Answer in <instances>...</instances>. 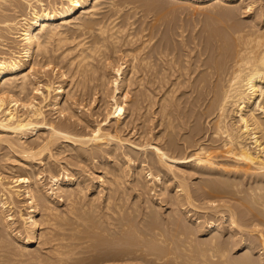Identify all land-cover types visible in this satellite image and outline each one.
<instances>
[{
    "label": "bare ground",
    "instance_id": "1",
    "mask_svg": "<svg viewBox=\"0 0 264 264\" xmlns=\"http://www.w3.org/2000/svg\"><path fill=\"white\" fill-rule=\"evenodd\" d=\"M176 1L178 2L186 1L185 3L188 2L199 7L203 5L204 6L212 5L215 7V5L216 4L218 5L219 2L220 3L225 2L237 6L240 3L242 4L245 0H176ZM47 2H45L44 0H0V38H3V40L1 39L0 41V46L1 48L6 50L5 52L0 50L2 51L0 52V143L1 142L6 143L7 146L5 144L4 145L12 151L8 154L5 153L4 155L6 156L3 155L4 157H6V161H4L3 158L4 163L3 164L0 163V164H2L3 167H6L8 165L7 161H17L20 163L19 164L20 166L21 165L22 167L24 166V169L27 166L26 168H28V171L30 172V173L28 172L29 174L25 176L14 175L13 178L10 176L13 180L7 181L5 180L6 177L2 176V172L0 171L1 172L0 173V225L5 230H7L9 236L12 235L11 237L14 238L12 241L17 242V245L19 243L21 244L22 246L20 248L21 253L25 254L24 251L26 252L29 249V245H31L33 241H35L38 237H43L45 234H47L48 236L46 235L47 236L46 240L45 238H43L45 240L44 242H46L47 244L48 243L51 244V249L54 251L56 255V259L58 260V262H56L57 260L53 259L55 260V263L62 264V261H64L63 256L66 255V253L70 252L72 254L73 252L75 253L86 252L85 250L88 247L87 248L85 247L86 249H84V246L86 245L85 243L88 242V239L90 237L87 236H89L91 232L90 231L88 234L86 230L91 229L93 227L100 228L101 226L104 225V223L105 225L107 223V225L109 226L103 227V230L101 232L103 231L108 232V234L112 236V239L113 237H115L116 240L115 242L114 240H110L114 242V244H112L111 246L109 244L107 246L106 244L107 251L104 252L103 254L101 253V256L102 255L104 256L103 258L99 259L98 257H95L97 260L99 259L100 264H133L134 260L132 262V259H141V261L144 260L145 264H151V263L217 264L215 263L216 260H218L220 264H227V263L228 264L230 263L231 264H264V230H263V226H260L261 224L263 225L264 222L263 221L264 196L262 195L263 192L262 194L260 192L261 189L264 191V187L261 186L262 187L261 188L259 186L258 188V184H257L256 185L257 187L255 186L254 187L255 189L256 188L260 189L259 192L257 191V189H256L257 192H255V190L252 189L251 191L247 189L249 192L248 196L241 197V195H239L240 196L239 197L237 195L240 194V192L238 194L234 193L235 192L234 190L236 189H239L240 191V188H238V183L234 182L235 180L234 179L233 182L237 183L236 185L237 187H235L233 183L232 186L236 188L233 189V191L232 190L220 191L218 189V186L217 187L214 186L215 188L212 187L213 190L211 189L212 191L210 192L206 190L208 189L207 187L204 189V191L201 190L202 193L200 195L204 197V199L212 201L213 199L215 200V198H218L220 202H215L214 204L213 202L212 204L208 202L211 205H208V203H206L207 206L206 205L199 206L193 202V200L195 199L194 197L197 196L198 191L195 192L194 191L195 189L193 190V188H191L192 186L189 184L190 181L188 182L187 178L185 177L187 170H191L194 172H196V170L201 172L208 171L209 173V170L213 169L214 166L213 165L214 159L213 160L210 159L212 158L210 157V155H212L210 154L211 150L209 152L208 148L204 146L203 143H196L198 140L197 141L195 140L196 142L193 141L194 139H197L194 138V136L199 134V126L198 128H194V130L191 131L192 132L191 138H193V140L192 142H189L190 147L191 145L197 146V147L194 146L195 149H193L195 150V153H197L198 155L193 158L194 160L193 164L188 165L187 167L180 165L181 163L183 164L186 162L188 153L185 152L186 150L178 151L175 139L170 137L168 141L165 140L163 143H158L152 146L153 156L151 157V161H150L151 165L148 162H143L144 161L143 159H140L137 167H134V169L132 168L134 180H136V183L141 188H144L146 186L148 179L150 178H155L159 180L160 188L164 193L167 192L166 193L167 196H170L171 198L172 208L169 214L164 215L163 213L159 214L156 211H154V209L151 207L152 206L151 200L150 203L146 205L145 208H143L141 213V219L137 218L134 215H131L132 217L134 216V218L139 219L138 221L135 219L137 222L133 218H131L130 216L131 213L129 214L128 212L130 211L129 207H128V211L126 210L128 214L124 215L122 213L123 212L122 210H124V208L122 207L124 206H122L121 204L122 199L121 196L119 198L118 194L124 193V191L122 189L120 190V188L122 183L124 182L123 175H125L127 172L124 173L125 167L122 166L121 157L131 156L132 159L133 157L131 153L126 151L125 152L122 151L123 152L122 154H120L121 152L118 153L117 150L122 148L124 143H121L122 138L116 134L117 132L114 133L115 131L112 132L113 130L110 131L108 130L109 128L103 129L98 122L94 127H92V129L90 127L89 128L90 130H88V132L85 131L87 127L84 129V125L85 126L88 125L85 123L86 116L85 118H83L82 116L78 115L77 113L78 111L79 114L82 113L80 112L81 110L79 109L78 111L76 110L77 107L81 105V103L76 105L74 101L75 99H78V97L75 98V96L78 95L76 94V92L77 93L79 92V94L80 92H82L83 93L82 97H84L83 95H85L86 98L88 97V95L86 96L87 94L86 88L89 86L90 89L93 88L91 87L90 84L93 82L92 80H94V75H96V73L99 70V66H97L98 63L101 64L102 62L104 63V61L109 57L108 54V50L110 48L109 46H111L110 48L112 49L111 52L114 53L116 52L117 42L118 41L121 42L120 34L124 29H126L124 28L125 26H123L124 24H122L123 27L121 25H117L118 21L117 22L115 21L117 18L114 17L111 19V14L108 17L109 21H105V20L103 21V19L100 20V18H98L97 15H100L99 13L102 10L104 4L103 2L109 4L110 5L109 8L112 7V10H114L115 12L119 11L121 9V6L116 5L114 0H57V1L52 0V2L48 0ZM169 2L171 3V0ZM249 3H251V1ZM229 4L228 6H230ZM150 5H152V3ZM154 5H158V4L155 3ZM172 6L173 5L170 4V8H172ZM22 7H24L23 10ZM161 8L165 9V6ZM167 8L169 11L168 12L166 10L167 13H170L171 9L169 7ZM176 8H177L176 10L178 11L179 9L177 6ZM173 9H175L174 6ZM209 9L212 10L211 8ZM231 9L229 11H231ZM161 12L165 13V10L162 9ZM182 12L183 11H181V13ZM117 14L114 13L115 16ZM154 15L155 17L158 16L155 13ZM224 15L225 13H223L222 16ZM150 16L152 17V15ZM229 17L230 16L228 14V22H230ZM222 18L223 19L219 18L220 21L221 20L226 21L224 17ZM155 19L156 18H154V20ZM157 19H159V17H157ZM171 19L172 18L170 17V20L168 22H170ZM232 20L235 21L237 19H232ZM156 21L158 20H155V22ZM176 21L173 23L172 20L173 24L170 25L169 23L168 27L169 29L172 30L174 34H177L176 36L178 37V39L171 38L170 35V37H165L162 40L158 38L157 40L155 39V35L157 34H155L153 37L151 36L153 39L156 40V41L153 40L154 43H153V49L151 47L152 49L151 53H147V50L149 48L146 50V53H144V50L140 51L141 48L138 51V49L136 50L134 49V47L130 49L131 45L129 49L128 47H126L128 52H127V56L125 55V57L126 59L129 58L128 67H126L127 72L123 73L122 68L125 65L121 68V65L123 64H119L120 66H118L116 70L118 75L113 80L114 82L113 84L115 86L113 91L109 95L110 97L107 96V93L104 91L105 90L104 86L106 82L105 80H107V78H105V80L101 78L99 79L98 84H95L99 87L98 88L99 91L101 90V92L104 95V98L100 97L101 99L103 98L102 100H100L102 101L101 103H107L110 102L109 100H111L110 105L112 107V110H110L107 113L105 120L111 121L112 119H114L116 122H119L122 119V115L127 108L125 109L123 102H119L120 100L118 101L116 98L120 92H124V91L127 92L128 89L130 88L132 89L131 87L132 85L133 86L136 85L138 89L139 87H143L144 90L146 89L145 90L146 93L148 91V93L146 94L147 98L150 97L152 93L150 91L151 88L148 89L147 84L152 86L153 89L155 90L161 88L163 90V87L165 88V86H168L163 91V94H161V96L159 97V100L161 102L159 101L158 103L160 105L159 110L163 113L162 120L164 121L166 120L165 122H167L165 127L168 128V126H170V128L172 129L173 128L172 126L175 125L172 124V121L174 120H172L171 118V111L169 112V109L171 108L170 105H172L173 101L171 100H173V98L170 99L171 94H169V92L173 93L175 89L177 90V88L183 83L191 84V87L197 88L196 90L200 92L199 94L196 92L198 95V102L199 100L201 101L206 100L205 98H207V95L212 93L211 96L212 99L207 104V109L203 112L208 117L211 114L213 115L215 114V116H213V119L214 118L215 119L213 121L214 124L212 123L213 130L211 129L212 130L211 134L214 136V138L218 137L219 139H221L220 143H222L224 152L227 154L228 153L233 154L236 158H238V160L240 159L243 161H247L248 165L250 164L253 170L254 169L257 170L258 172V173L256 172L257 174L264 176L263 175L264 121L263 118L260 116V114L261 115L262 113L264 114V22L263 24H261L260 23L261 21L260 22L257 21L258 23L243 25L246 22L245 23L243 22V24H241L242 22L241 23L236 22L232 24L233 22L232 21L231 24L228 25L229 35L226 34L227 35L226 36L223 33H218L219 31H217L215 27L214 28L208 27L209 29L208 28L206 29L205 28L206 24L203 27V29L206 30L204 31L202 29V31H204V34H202L201 31L198 32L199 30L194 31L196 30L195 28L197 27V24L196 27L194 29L192 28L191 30L190 26L187 25V23L184 24L186 21L184 22L180 21L179 23ZM217 23H223V22H217ZM72 27L76 29L86 28V30L88 31L90 30V32H92L90 34L91 35L93 34V36H91L92 38H90V40L88 37H87L88 40L87 38L85 40V38H82L83 36L85 37V35H87L85 34L79 38V41L76 39L77 42L76 43L74 42L72 46L68 45L69 47L68 46L64 47L65 44L67 43L71 44L72 43L71 41L77 38L74 37V39L71 41L69 39L70 34H68V31ZM141 27L143 28L144 26L142 25ZM159 29H161L160 26ZM189 29L191 31L190 32L191 34L188 36L186 34V31ZM79 31H83V30H79ZM95 31L97 34H95ZM130 32H131L130 30L129 32L127 31L129 42L135 40V37L139 35L136 34V36L135 35L133 36V33L129 35L128 33ZM151 32H153V30L150 31V33ZM168 32L170 33V31ZM125 33L126 31L124 32V34ZM124 34L122 35L123 37L126 36ZM205 34L206 37H204ZM6 35L12 38V41L10 42H14L10 44L12 47L5 46L6 43H4L5 42L4 38ZM123 39H125V37ZM143 39H142V43L148 40L147 38H145L147 40H143ZM149 40L151 41L150 37ZM151 42H149L150 45H148L149 44L148 43L147 46L149 47L152 46ZM145 44L146 42L144 43V45ZM59 49L60 52L58 51ZM56 51L59 52V54H57V56H59L58 58L64 57V59H66V64H65L66 68L63 70L61 68L64 66V64L62 66L58 65L59 62L57 64H54L56 63L55 62L56 55L53 54H55ZM73 51L75 53L70 55L71 53H73ZM204 54L205 55L208 54V56L205 57ZM112 55L113 54H111V56ZM61 61H63V59H61ZM107 61L109 62L108 59ZM95 62L97 63V65ZM51 63L54 64L52 65V70L54 71V75L56 76L58 73L57 76L60 77V80L56 85H54L55 81L51 79H48V81L41 83V80L37 78L38 76L37 72L39 69L38 67L46 68V66ZM105 63L102 66L105 67ZM201 66L202 67L204 66L203 68L204 71L203 70L202 71L205 72V74L204 73H201L200 75L199 73L198 75L195 74L196 71L197 72L201 71L199 69ZM68 71H70V74H68ZM100 71L97 73V75H99ZM124 74L125 77L123 76ZM101 75L103 74H100L99 77ZM104 76L106 77V75ZM123 77H124L123 79L124 81L123 80L121 81L123 82V84L119 85L118 83L120 82L118 79H122ZM122 88L127 90L122 91L121 90ZM98 89L95 88L92 90L95 91ZM124 93L120 95L123 96L125 94L127 95V93L125 94ZM36 94L37 95L39 94V96L41 95V97H39L41 98L39 102L35 101ZM138 94L140 95V93ZM141 94H142L141 97L139 95L135 96V99L137 100L136 104L132 101L135 104L134 105L132 103L133 106L130 107V110H132V112L135 111L140 106L138 104L139 100L141 101L145 100L142 99L144 98L143 96L145 94H143L142 92ZM91 95H89V97ZM94 96L96 95L94 94ZM106 96L109 97L110 99L107 100L108 98ZM137 96L139 98H137ZM84 98H82L81 100H83ZM93 101L95 100H92L91 102L93 103ZM43 102L46 103L44 104ZM41 103L44 105H50L52 109L55 110L54 112H58L60 116L57 119L59 120H56L55 118L52 117L47 118L46 114L48 113H45V110L43 109L44 106ZM175 103L177 104V102ZM201 103L203 104V102ZM132 107L133 109H131ZM85 113L82 114L84 115ZM200 113L201 115L204 116V113L202 112ZM188 116H190V114H188ZM78 125H80L82 129L81 128L78 129L77 128ZM115 129L119 130L118 125ZM164 131L162 133V136H160L161 138L164 137L163 135L165 133ZM8 133L13 134L15 136L14 139L11 136H8L10 135ZM32 134L35 135V137L33 139H29V136ZM78 144L82 145V147H84L83 145H91L90 152L88 153L89 149L87 150V152H85L84 150L86 149L79 148L80 146L78 147L77 146ZM117 144H119L118 145L119 147L117 146ZM1 145L2 144H0V146ZM103 145L106 147H103ZM5 146L4 149L6 148ZM1 148H3V146ZM218 148L219 146H217V149ZM67 150L73 151L72 153L68 152L69 154L68 153L67 154L71 157L70 158L71 160L74 159L73 160L75 161V163L73 162L74 165L77 164L76 161L78 160L80 162L78 164H80L81 166V162L87 164V161H90V159L91 161H93L95 158L99 157L97 164L103 165V168L105 169L103 174L105 175L104 176L98 175V176L100 177L103 176V178H100V180L103 183L106 182L105 187L111 193V195H109L108 193V196L104 198V205H100V202L97 205L98 200L100 201V199L95 195H90V197L88 196L89 194L87 193L91 189L93 184H90V182L86 181L83 177H81L84 174L81 170L78 169V171L75 172L77 173L76 174L77 176L73 177L74 175L73 172L72 175L67 172H64L63 178H60L58 177V175H60L61 171L65 170L66 168L64 164H62L60 168L58 167L59 168L58 170L57 168H55V170L53 169L54 163H51L50 161H48L49 163H51L50 165L48 164V167L46 166L47 163L45 165V162L47 161L46 159L49 160L50 158L51 159L54 158L53 160H55L56 155L58 156L62 153H65ZM105 154H108L110 156L116 155L115 157L117 159H115L116 163H114L115 165L113 164L114 166H112L108 162H105V160H102ZM62 157L60 156V158ZM107 158L109 157L107 156ZM206 158H208L209 161L203 162L202 160ZM65 159L68 158L66 157ZM56 160L59 161L58 159ZM0 161H1V157H0ZM236 163L237 161L235 162V164ZM39 164H43V166L45 165V169L41 168L42 170H39L38 172L36 170H33L34 168L37 169ZM56 165L57 163L55 164V167L59 166ZM82 167L83 166H81L80 168ZM152 167L156 168L155 170L157 172L156 171L153 172ZM237 167L240 168V166L238 165ZM233 168H235L234 165ZM238 168L236 170H238ZM227 170L228 169H226V171ZM46 171H48L47 175L50 176V178L54 181L55 184V187L52 188L51 191L50 190L47 191L46 189H43L44 187L41 178L43 177L42 173ZM228 171H230V169ZM161 173H163L164 175L168 174L170 176V179L171 178L172 180L175 179L177 184L174 185L171 189H168L170 185L168 186L167 183L171 181L165 179V177L163 179L162 176H160ZM56 175L58 178H56ZM206 181L208 180H205L204 182ZM225 183L226 182H224V184ZM23 184H24V189L22 192L21 187L23 186ZM69 185L71 187H69ZM203 185L208 186L207 183L206 184L203 183ZM200 187L203 186L201 185ZM224 188L225 187H223L222 189ZM171 191H173V193H171ZM54 192L55 194L57 193L56 194V198H58L57 201L64 203L65 206H63V209L62 208L60 209L57 203L54 202L52 198L53 196L52 193ZM22 193H24L29 200L28 201L29 210H27L28 211L27 216H24L25 214H23L22 212L23 210H21L20 208H18L17 210L18 216L20 217V219L21 218L23 219L22 221L25 222L27 233L25 232L26 235L23 236L21 234V231H19V229L14 230L12 228L10 220L8 218V214H6L7 206L9 204L14 203V201H16L15 197H20ZM113 194L117 196L114 197ZM226 195L228 196L230 195L229 200L231 199L234 200L229 201L225 199L224 202L223 201L221 202V200H224L222 198H225ZM86 197H88V199H85ZM188 205L197 209L199 208L203 210L209 209L210 212L214 215L219 213V216L220 213L226 211L227 214L224 213L225 214L224 217L225 220L228 222L227 223L228 225L226 224L227 227L222 226L223 224L220 225L216 223L215 225L214 223H212L215 221L214 219L216 218L213 219L214 221L212 222L210 221L211 223L202 226L200 224L201 222H199L200 220L197 221L200 215L196 216L194 220L193 218H190L192 217L189 216L190 215L189 212L191 208H187ZM101 206L102 208L98 210ZM223 207L225 208V210H223ZM40 210L43 211L42 212L43 218H41V220L40 217H38ZM146 211H148L147 212L148 214L149 212L150 214H152L149 215L151 216V219L147 218L148 219L147 221L145 219V215L147 214ZM115 214H120L118 215V217L119 216L120 217L119 218L116 217L117 215L115 216ZM188 217L189 219H187ZM207 218L209 220L210 217ZM211 218H213V216ZM111 219L117 220V222H113L111 221ZM93 220H96L95 223L93 222L91 223V221ZM191 220H193L192 222L193 226L188 225L191 223L190 222ZM42 223L46 224V228L44 230H41V232H39V228H41L40 225ZM113 223L114 225L111 226ZM92 224H94L93 227H90ZM83 228L85 230L84 231L85 234H87L85 235L86 237L84 235L76 236L74 231H72L71 233L69 232L70 235L66 236L67 233L64 232V230L68 229L70 231L75 230L78 234L80 233L81 230L83 232ZM2 230L0 228V234L3 232ZM214 230L215 231L218 230L219 232H221L220 235L222 237H224L226 234H229V237L228 236L225 237L226 238L225 240H223L221 236H218L219 237L218 238L216 236V232L218 231H216L215 234L213 233L212 235H210L212 232H214ZM92 231H94V233L96 232V230L94 229ZM101 232L99 234H101ZM4 233H2V235ZM7 233H5L4 235L6 236ZM94 235L91 234L90 236H94ZM198 236H201L202 239L199 240L200 237ZM197 237L198 239H196ZM68 241L70 242L68 243ZM93 245H92V250H94ZM65 246H68L69 250L73 252L63 251V249L67 248ZM237 247L246 248L247 253H245L242 257L238 259H230L229 251L232 252V249L234 250L235 248H236L235 250H237L238 249ZM149 248L151 250H149ZM97 249L98 248L95 247L96 251ZM16 251H14L15 254V255L13 254L14 256H18L16 255L17 253L20 254V256H23L21 253H19V251H17V253ZM6 252L9 251H7L6 249L4 254H6ZM8 254H6L5 256H8ZM13 255H11L12 259L14 257ZM99 255L97 254V256ZM0 256L4 257L1 254ZM11 256H8V258ZM90 256L91 255L89 256L87 255L88 258ZM87 257L85 258L87 259ZM90 258L92 259V257ZM130 260L132 263L128 262ZM148 261H150V263ZM89 262L88 263L91 264V261ZM38 263L40 262L38 261ZM136 263L138 262H135V264Z\"/></svg>",
    "mask_w": 264,
    "mask_h": 264
},
{
    "label": "rangeland",
    "instance_id": "2",
    "mask_svg": "<svg viewBox=\"0 0 264 264\" xmlns=\"http://www.w3.org/2000/svg\"><path fill=\"white\" fill-rule=\"evenodd\" d=\"M45 2H47L48 0H44ZM49 1H51L52 2V0H49ZM53 1H57V0H53ZM115 1V4L116 5H120L121 6V9L119 10L120 11V14H119V11H117V12H115L114 10H112V7L111 8H109L110 7V5L109 4H107V3H105V2H103L104 4H103V7H102V10H101V12L99 13L100 15H97L98 16V18H100V20L101 19H103V21L105 20V21H109V19H108V17H109V15L111 14V19L112 18H114V17H116L117 19L115 20L116 22H117V25H121L122 26V24H124L123 26H125L124 28H126V29H124L122 32H121V37H120V39H121V42L120 41H118L117 42V48H116V52L114 53V52H111V50L112 49H110L111 48V46H109L110 48H109V50H108V54H109V57L107 58L108 60H109V62L107 61V59L104 61V63L107 61L108 62V64H107V62L105 63V67L104 66H102L104 63L102 62V64L101 63H98V65H97V63H96V65L97 66H99V70H98V72L100 71V73H99V75L100 74H103V75H101V76H103V77H99V75H97V73H96V75H94V80H92L89 84L91 85V87H93L92 89H98L99 87L97 86V85H95V84H98V81H99V79H104L105 80V78H107V80H105L106 82H105V92L107 93V96H109L110 94H111V92L113 91V89H114V82H113V80L115 79V77H117V67L118 66H120L119 64H123V65H121V68L123 69V73H126L127 72V68L126 67H128V60H129V58H127L126 59V57H125V55L127 56V48L126 47H128V49H129V47H130V45H131V48L130 49H132L133 47H134V49H138V51L140 50V48H141V50L140 51H143L144 50V53H146V50H147V53H151V51H152V49H153V40L154 41H156L155 39H157L158 40V38L160 39V40H162V39H164L165 37H170V35H171V38H175V39H178V37L176 36L177 34H174L173 32H172V30L171 29H169V23H170V25H172L176 20V22H180V21H182V22H184V21H186L184 24H186L187 23V25H189L190 26V29L192 30V28L194 29L195 27H196V24H197V27L195 28L196 30H194V31H198V32H200L201 31V33L202 34H204V31L209 27V28H216L217 29V31H219L218 33H223L224 35H229V33H228V25H230L231 24V22H232V24L233 23H241V24H243V22L245 23V24H243V25H250V24H253V23H258V22H260L261 24H263V22H264V12H263V10H264V0H245L242 4L240 3L239 5H234V4H229V3H225V2H222V3H220L219 2V4L217 5H215V7L214 6H212V5H203V6H196V5H194V4H191V3H185L186 1H180V2H178V1H176V0H171V3L169 2L170 0H165V2H167V3H165L164 2V0H135V2H134V0H132V2H131V0H114ZM120 1V2H119ZM125 1V2H124ZM127 1V2H126ZM148 1V2H147ZM157 1V2H156ZM174 1V2H173ZM176 1V2H175ZM251 1V3H249V2ZM122 2H124V3H122ZM137 2V3H136ZM144 4H143V3ZM153 2H155L156 4H158V5H154L155 3H153ZM161 2H162V4H161ZM163 2H164V5H163ZM253 2V3H252ZM48 3V2H47ZM152 3V5H150ZM171 5H173L174 6V8L175 9H173V6H172V8H170V4ZM175 3V4H174ZM177 3V4H176ZM248 3V4H247ZM122 4V5H121ZM127 4V5H126ZM145 4H147V5H145ZM161 4V5H160ZM179 4H181V5H179ZM184 6H183V5ZM227 4V5H226ZM228 4L230 5V6H228ZM250 4V5H249ZM253 4V5H252ZM107 5V6H106ZM109 5V6H108ZM138 5V6H137ZM141 5H142V7H141ZM167 5V6H166ZM134 6H136V7H134ZM151 6V7H150ZM156 6H158V7H156ZM160 6V7H159ZM165 6V9L164 8H161V7H164ZM176 6L178 7V11L176 10L177 8H176ZM210 6V7H209ZM212 6V7H211ZM216 6H218V7H216ZM221 6V7H220ZM228 6V7H227ZM231 6H232V9H231ZM234 6V7H233ZM248 6V7H247ZM144 7V8H143ZM167 7H169L171 10V12L170 13H167V11H168V8ZM181 7V8H180ZM226 7V8H225ZM105 8V9H104ZM123 8V9H122ZM136 8V9H135ZM141 8V9H140ZM167 8V9H166ZM209 8H211L212 10H210ZM224 8V9H223ZM231 9V11H229L230 9ZM24 9V7H22V10ZM108 9V10H107ZM151 9V10H150ZM153 9V10H152ZM155 9H157V10H155ZM162 9L163 10H165V13H162L161 11H162ZM228 9V10H227ZM260 9H261V11H260ZM123 10V11H122ZM125 10V11H124ZM128 10V11H127ZM130 10V11H129ZM150 10V11H149ZM167 10V11H166ZM173 10V11H172ZM223 10V11H222ZM227 10V11H226ZM233 10V11H232ZM103 11V12H102ZM136 11V12H135ZM156 14V15H158V16H156L155 17V15H154V13ZM181 11H183L182 13H181ZM209 11V12H208ZM217 11H218V13L219 12H221V13H217ZM224 11H226V12H224ZM230 13H229V12ZM145 12V13H144ZM151 12V13H150ZM159 12V13H158ZM169 12V11H168ZM232 12V13H231ZM261 12V13H260ZM263 12V13H262ZM114 13L115 14H117L116 16L114 15ZM215 13H217V14H215ZM223 13H225V15H226V18H225V15L224 16H222L223 15ZM227 13V14H226ZM103 14V15H102ZM141 14H143V15H141ZM145 14V15H144ZM162 14V15H161ZM165 14V15H164ZM168 14V15H167ZM175 14V15H174ZM177 14V15H176ZM214 14V15H213ZM220 14H221V16H220ZM228 14H229V21L230 22H228ZM234 15V16H232V15ZM102 15V16H101ZM146 15H147V17H146ZM149 15V16H148ZM150 15H152V17L150 16ZM161 15V16H160ZM174 15V16H173ZM217 15H218V17H217ZM125 16V17H124ZM165 16H167V17H165ZM169 16V17H168ZM212 16V17H211ZM215 16V17H214ZM105 17V18H104ZM122 17V18H121ZM124 17V18H123ZM126 17H129V18H126ZM157 17H159V19H157ZM162 17V18H161ZM170 17L172 18L171 19V21L170 22H168L169 20H170ZM176 17H177V19H176ZM222 17H224V19H226V21L225 20H221L220 21V19H223ZM233 17V18H232ZM151 20H150V19ZM154 18H156L155 20H158L160 23H163V24H160L158 21H156L155 22V20H154ZM161 18V19H160ZM164 18V19H163ZM174 18V19H173ZM213 18V19H212ZM215 18V19H214ZM220 18V19H219ZM237 19V20H232V19ZM180 19V20H179ZM182 19V20H181ZM219 19V20H218ZM161 20V21H160ZM172 20H173V23H172ZM179 20V21H178ZM214 20H216V21H214ZM239 20H241V21H239ZM251 20H252V22H251ZM153 21V22H152ZM208 21V22H207ZM215 23H214V22ZM256 21V22H255ZM258 21V22H257ZM120 22V23H119ZM148 22V23H147ZM152 22V23H151ZM206 22V23H205ZM217 22H223V23H217ZM228 22V23H227ZM158 23V24H157ZM189 23V24H188ZM214 23V24H213ZM224 23H226V24H224ZM248 23V24H247ZM154 24V25H153ZM160 24V25H159ZM207 25V27H206V25ZM209 24H211V25H209ZM218 24V25H217ZM131 25V26H130ZM144 26L143 28L141 27V26ZM150 25V26H149ZM162 25H163V27H162ZM204 25H205V28L206 29H203V27H204ZM122 26V27H123ZM152 26V27H151ZM155 28H154V27ZM158 26V27H157ZM159 26H160V28L161 29H159ZM188 26V27H189ZM218 26V27H217ZM221 26V27H220ZM227 26V27H226ZM149 27V28H148ZM225 27H226V29H225ZM146 28V29H145ZM152 28H154V29H152ZM208 28V29H209ZM75 29L76 28H74V27H72V28H70L69 29V31H68V34H70L69 35V39H70V41L71 40H73L74 39V37H77V38H75L73 41H71L72 43L70 44V43H67V44H65L64 45V47L66 46H72L73 44H74V42L76 43L77 42V40L79 41V38L80 37H82L83 35H85V34H87V35H85V37L83 36L82 38H85V40H86V38L88 37L89 38V40H90V38H92L91 36H93V34L91 35L90 33H92V32H90V30L88 31V30H86V28L85 29H76V31H75ZM131 31L130 33H128L129 35L130 34H132L133 33V36L135 35L136 36V34H139L140 35V37H139V35H137L136 37H135V40H133V41H128V36H127V31L129 32V30ZM132 29V30H131ZM150 29V30H149ZM153 30V32H151V33H153V34H151L150 33V31H152ZM158 31H157V30ZM190 29L189 30H187L186 31V34L189 36L191 33V31H190ZM202 29L204 30V31H202ZM71 30V31H70ZM79 30H83V31H79ZM139 30V31H138ZM141 30H142V32H141ZM161 30V31H160ZM221 30H222V32H221ZM73 31V32H72ZM85 31V32H84ZM126 31V33L124 34V32ZM146 33H145V32ZM168 31H170V33L168 32ZM224 31V32H223ZM70 32V33H69ZM84 32V33H83ZM88 32V33H87ZM157 32H159V33H157ZM163 32V33H162ZM168 32V33H167ZM172 32V33H171ZM188 32V33H187ZM141 33H142V35H141ZM72 34V35H71ZM95 34H97L96 33V31H95ZM126 35V36H124L125 37V39H123L124 37L122 36V35ZM155 34H157V35H155ZM168 34H169V36H168ZM145 35V36H144ZM155 35V39H153L152 37ZM226 35V36H227ZM72 36V37H71ZM152 36V37H151ZM156 36H157V38H156ZM173 36V37H172ZM175 36V37H174ZM208 36V35H207ZM71 37V38H70ZM127 37V38H126ZM142 37V38H141ZM147 38V39H145V38ZM149 37L151 38V41L149 40ZM162 37V38H161ZM204 37H206V34L204 35ZM10 38V39H9ZM88 38H87V40H88ZM144 38V39H143ZM1 39L3 40V38H0V41H1ZM5 42L4 43H6V45L5 46H7V47H12L10 44H12V43H14V42H10V41H12V38L10 37V36H5ZM77 39V40H76ZM140 39V40H139ZM142 39L143 40H147V41H145L146 42V44L144 45V43L145 42H143L142 43ZM81 40V39H80ZM125 41V42H124ZM139 41V42H138ZM124 42V43H123ZM129 42V43H128ZM149 42H151L152 44V46H147V44L149 43ZM132 43H133V46H132ZM136 43H137V45H136ZM8 44V45H7ZM119 44V45H118ZM140 44V45H139ZM142 44V45H141ZM10 45V46H9ZM136 47H135V46ZM148 45H150V43L148 44ZM68 46V47H69ZM125 46V47H124ZM139 46V47H138ZM141 46V47H140ZM144 46H145V48H144ZM120 47V48H119ZM151 47H152V49H151ZM142 48H144V49H142ZM118 49V50H117ZM120 49V50H119ZM123 49H124V51H123ZM126 49V50H125ZM0 50H2L3 52H5L6 50L5 49H3V48H1V46H0ZM122 50V51H121ZM2 51H0V52H2ZM59 52H60V49L58 50ZM118 51V52H117ZM148 51H150V52H148ZM59 52H57L56 51V53L55 54H53V55H56L55 57V62L56 63H54V64H57L58 62V65L59 66H62L63 64H64V68L62 67L61 69L63 70V69H65L66 67H65V64H66V59H64V57L62 58V57H60V58H58L59 56H57V54H59ZM136 52V51H135ZM209 52V51H208ZM75 52L73 51V53H71L70 55H72V54H74ZM118 53V54H117ZM111 54H113L112 56H111ZM205 55V54H204ZM204 55H203V58H204ZM208 56V54H206L205 55V57H207ZM129 57V56H128ZM58 58V59H57ZM67 58V57H66ZM61 59H63V61H61ZM124 61H126V62H124ZM53 63H51V64H49V65H47L46 66V68L44 67V68H40V67H38L39 69H38V72H37V74H38V76H37V78L38 79H40L41 80V83H44V82H46V81H48V79H51V80H53V81H55L54 82V85H56L58 82H59V80H60V77L59 76H57L58 75V73H57V75L55 76L54 75V71L52 70V65H54ZM102 67V69H101V67ZM107 66V67H106ZM126 68V69H125ZM204 66L202 67H200L199 69L201 70V71H199V72H195V74H197L198 75V73H199V75L201 74V73H204L205 74V72H203L204 71ZM125 69V70H124ZM52 70V71H51ZM203 70V71H202ZM103 71V72H102ZM52 72V73H51ZM68 74H70V71H68ZM195 74H194V76H195ZM203 74V75H204ZM55 77H54V76ZM104 75H106V77L104 76ZM196 75V76H197ZM96 76V77H95ZM98 76V77H97ZM124 77H125V74L123 75ZM149 76H151V75H149ZM148 76V77H149ZM124 77L122 78V79H118L119 80V82L120 83H118L119 85H122L123 84V82H121L123 79H124ZM150 78V77H149ZM67 80V79H66ZM97 80V81H96ZM108 81V82H107ZM112 81V82H111ZM124 81V80H123ZM195 83V82H194ZM31 86H33V85H31ZM69 86V85H68ZM88 86V85H87ZM96 86V87H95ZM70 87V86H69ZM95 87V88H94ZM108 87V88H107ZM132 87V89L130 88V89H128V91L129 90H131V91H127V92H125L124 90H127V89H124V88H122L121 90L122 91H124L125 93H127V95L124 93V92H120L118 95H117V100L119 101V102H123V105L125 106L124 108L126 109L125 111H124V113H123V115H122V119L119 121V122H116L114 119H112L111 121H107V120H105V118H106V116H107V113L110 111V110H112V107H111V100H109L110 98V96L109 97H107L108 99L107 100H109L110 102H107V103H101L102 101H100V100H102L103 98H104V95H103V93L101 92V90L99 91V89L98 90H92V89H90V86L89 87H87L86 88V92H87V94H86V96L88 95V99L85 97V95H83L84 97H82V92H80V94H79V92L77 93L76 92V94H78V95H74L75 96V98L76 97H78V99H80V100H78V99H75V98H73V99H75L74 101H75V104L77 105V104H79V103H81V105H79L78 107H80V108H78L77 107V111H78V109L79 110H81L80 112H82V113H85L84 115L82 114V113H80L79 114V111L77 112L78 113V115L79 116H82L83 118H85V116H86V120H85V123L86 124H88L89 125V127H88V125H84V129H85V131H87L88 132V130H90L89 128L91 127V129H92V127H94L96 124H97V122L101 125V127L103 128V129H108V130H110V131H112V132H114V133H116L118 136H120L121 138H122V141H121V143H124V145H123V147L122 148H120V149H118L117 151H118V153H120V154H122L123 152L122 151H126V152H129V153H131V155H132V157H133V159L131 158V156L129 157V156H127V157H125V156H123V157H121L122 159H121V161H122V166L123 167H125L124 168V173H126L125 175H123V180H124V182L122 183V185H121V188H120V190L122 189L123 191H124V193L122 194H118V196H119V198H120V196H121V204H122V206H124V207H122V208H124V210H122L121 212L125 215V214H128V212H129V214H130V216L131 215H134V216H136L137 218H139V219H141V213H142V210H143V208H145L146 207V205H148L149 203H150V200L152 201V208L154 209V211H156L157 213H163L164 215H168L169 214V212H170V210H171V208H172V205H171V198H170V196H167V192L166 193H164L163 191H162V189L160 188V185H159V180L158 179H155V178H150V179H148V182H147V184H146V186L144 187V188H141L140 186H138V184L136 183V180H134V175H133V169H134V167H137V165L139 164V160L140 159H143L144 161L143 162H148L150 165H151V163H150V161H151V157L153 156V148H152V146H154V145H156V144H158V143H163L165 140H167L168 141V139L170 138V137H172L173 139H175V142H176V144H177V150L178 151H182V150H186L185 152H187L188 153V157H187V160H186V162L185 163H181L180 165H182V166H185V167H187L188 165H191V164H193V158L195 157V156H198L197 155V153H195V150H193V149H195V147H197L196 145H191V147L189 146V142H192V140H193V138H191V134H192V130H194V128H198V126H199V134H197L196 136H194V138H197V139H194L193 141H195L196 143H203V145L204 146H206L207 148H208V150H209V152H210V150H211V153L210 154H212V155H210V157H212V158H210V157H208V158H210L211 160H213V169H211V170H209V173H208V171H203V172H201V171H198V170H196V172H194V171H191V170H187V172H186V174H185V177L187 178V180H188V182H189V184L192 186L191 188H193V190L195 191V192H197V196L196 197H194L195 199L193 200V202L194 203H196L197 205H206V203H208V202H210L211 204H212V202H213V204L215 203V202H220L219 200H218V198H215V200L213 199H211L212 201H209V200H207V199H204V197H202L200 194L202 193V191H204V189L207 187L208 189H206L207 191H212L213 190V188L212 187H217L218 186V189L220 190V191H227V190H232L233 191V189H236L235 187H237L236 185H237V183H238V188H240V191H239V189H236L237 190V192H236V190H234L235 192V194L237 193H239L240 192V194H238L237 196H239V195H241V197L243 196V197H245V196H248V190L249 191H251V189L252 190H255V192H259L260 191V189H258L259 188V186L261 187H264V176H262V175H260V174H257L258 172H257V170L256 169H252V166L249 164L248 165V162L247 161H243V160H238V158H236L233 154H227V153H225L224 152V148L222 147V143H220L221 142V139H219L218 137H215L214 138V136L211 134L212 132V130H213V125H212V123L214 124V119H213V116H215V114L213 115V114H211L209 117L207 116V115H205V113L203 112V111H205L206 109H207V104L211 101V99H212V93H210V94H208L207 95V98H205L206 100H204V101H201V100H199V102H198V95H197V93L199 94L200 92L199 91H197L196 89L197 88H193V87H191V84H188V83H183L182 85H180L178 88H177V90L175 89V91L173 92V93H170L169 92V94H171L170 95V99H172L173 98V100H171V101H173L172 102V105H170V109H169V112L171 111V118H172V120H174V121H172V124L173 125H175V126H172L173 128L171 129L170 128V126H168V128L167 127H165L166 126V123L167 122H165L164 120H162V118H163V113L159 110V108H160V105H159V97L161 96V94H163V91L168 87V86H165V88L163 87V90H162V88L161 89H153V87L152 86H150L149 84H147V87H148V89H150V91L152 92L151 93V98L150 97H148L147 98V96H146V94L148 93V91H147V93H146V89L144 90L143 89V87H139V89L136 87V85H132L131 86ZM134 87V88H133ZM67 88V87H66ZM90 90H89V89ZM112 89V90H111ZM152 89H153V91H152ZM193 89H195V90H193ZM88 91H90V92H88ZM93 92V94H92V92ZM99 93H98V92ZM107 91H109V92H107ZM158 91H160V92H158ZM162 91V92H161ZM202 91V90H201ZM96 92H97V94H96ZM132 92V93H131ZM141 92L143 93V94H145L143 97L144 98H142V99H145L143 102L141 101V100H139V105H137V106H139L135 111H133L132 112V110H130V107L131 106H133L132 105V103L134 102L135 104H136V99H135V96L136 95H139L138 93H140V97L142 96V94H141ZM145 92V93H144ZM197 92V93H196ZM203 92V91H202ZM101 93H102V95H101ZM125 94L124 96L123 95H120V94ZM204 93V92H203ZM92 94V95H91ZM94 94L96 95V96H94ZM129 94V95H128ZM153 94H155V95H153ZM157 94V95H156ZM174 94V95H173ZM80 95V96H79ZM89 95H91L90 97H89ZM38 96V97H37ZM73 96V97H74ZM121 96V97H120ZM132 96V97H131ZM156 96H157V98H156ZM39 97H41V95L39 96V94L37 95L36 94V98H35V101L36 102H39L40 100H41V98H39ZM80 97V98H79ZM94 97H96V98H94ZM99 97V98H98ZM100 97H103L102 99L100 98ZM146 97V98H145ZM197 97V98H196ZM82 98H84L83 100H81ZM131 98V99H130ZM137 98H139L138 96H137ZM95 100V101H93V103L91 102L92 100ZM155 99V100H154ZM195 99H197V100H195ZM135 100V101H134ZM148 100V101H147ZM153 100V101H152ZM196 102H195V101ZM100 101V102H99ZM130 101V102H129ZM133 101V102H132ZM150 101H152V102H150ZM195 102V104H194V102ZM78 102V103H77ZM90 102V103H89ZM125 102V103H124ZM150 102V103H149ZM155 102H157V103H155ZM161 102V101H160ZM175 102H177V104L175 103ZM198 102V103H197ZM201 102H203V104L201 103ZM44 103V102H43ZM46 103V102H45ZM44 103V104H45ZM133 103V104H134ZM42 104V103H41ZM44 104H42L44 107H43V109L45 110V113H48V114H46L47 115V118L49 117H52V118H55L56 120H59V119H57L60 115H59V113L58 112H54L55 110L54 109H52V107L50 106V105H44ZM100 104H101V106H100ZM106 104V105H105ZM134 104V105H135ZM148 104V105H147ZM199 105V106H198ZM150 106V107H149ZM198 106V107H197ZM141 107V108H140ZM140 108V109H139ZM131 109H133V107L131 108ZM24 110V109H23ZM129 110H130V112H129ZM200 110V111H199ZM160 111V112H159ZM186 112V113H185ZM195 112V113H194ZM200 112H202V113H204V116L203 115H201V113ZM260 112V111H259ZM130 113V114H129ZM180 113V114H179ZM183 113V114H182ZM190 114V116H188V114ZM89 114V115H88ZM185 114V115H184ZM201 116H200V115ZM175 115V116H174ZM181 115L182 117H183V119H182V117L179 116ZM187 115V116H186ZM191 115H193V116H191ZM195 115V116H194ZM198 115V116H197ZM126 116H128V117H126ZM131 116V117H130ZM173 116V117H172ZM185 116V117H184ZM260 116L263 118V121H264V114L262 113V115L260 114ZM89 117V118H88ZM124 117H126V118H124ZM189 117V118H188ZM197 118H199V119H197ZM88 119V120H87ZM87 121V122H86ZM185 121V122H184ZM89 122V123H88ZM160 122V123H159ZM163 122V123H162ZM165 122V123H164ZM174 122V123H173ZM198 122V123H197ZM95 123V124H94ZM195 123H197V124H195ZM117 125H118V128H119V130H116L115 128L117 127ZM196 125V126H195ZM211 125V126H210ZM82 126V125H81ZM192 126H194V127H192ZM201 126V127H200ZM83 127V126H82ZM209 127V128H208ZM212 127V128H211ZM78 129L79 128H81L80 127V125H78V127H77ZM208 128V129H207ZM82 129V128H81ZM83 129V130H84ZM168 129V130H167ZM173 130V131H171V130ZM212 129V130H211ZM165 130V131H164ZM200 130H202V131H200ZM208 130V131H207ZM163 131L165 132L163 135H164V137L163 138H161L160 136H162V133H163ZM206 131V132H205ZM201 132V133H200ZM205 132V133H204ZM208 133H210V134H208ZM8 134H10V135H8V136H11L13 139H14V135L13 134H11V133H8ZM46 134V133H45ZM44 134V135H45ZM206 135V136H205ZM212 135V136H211ZM35 137V135H30L29 136V139H33ZM210 137V138H209ZM190 138V139H189ZM213 140H212V139ZM218 138V139H217ZM184 139V140H183ZM191 140V141H190ZM185 142V143H184ZM188 142V143H187ZM0 144H2L1 146H0V157H1V161H0V163H4V161H6V157H4V156H6V155H4L5 153L6 154H8V153H10V152H12L8 147H6L7 145H6V143H0ZM6 146H5V145ZM112 145H114V144H112ZM111 145V146H112ZM119 144H117V146H118ZM184 145V146H183ZM3 146V148H1ZM4 146L6 147L5 149H4ZM79 148H81V149H86V150H84L85 152H87V150L89 149V151H88V153L90 152V150H91V145H83L84 147H82V145H77ZM88 148H87V147ZM186 146H187V148H186ZM189 146V147H188ZM195 146V147H194ZM217 146H219V148L217 149ZM103 147H106V146H104L103 145ZM119 147V146H118ZM179 147V148H178ZM182 148V149H181ZM185 148V149H184ZM210 148V149H209ZM215 148V149H214ZM220 148H222V149H220ZM7 149H9V150H7ZM7 150V151H6ZM213 150V151H212ZM222 150H223V152H222ZM9 151V152H8ZM71 150H67L65 153H62V154H60V155H56L55 156V160H53V159H46L47 161L45 162V165H46V163H47V167H48V164L50 165L51 163H54V167H53V169L55 170V168H57V170L62 166V164H64L65 166H66V168H65V170H63V171H61V174L60 175H58V177H60V178H63V173L64 172H67V173H69V174H73L74 173V175H73V177L74 176H77L76 174L77 173H75L76 171H78V169L79 170H81L84 174H83V176H81V177H83L86 181H88V182H90V184H93L92 185V187H91V189L88 191V193L87 194H89L88 196L90 197V195H95L96 197H98L99 199H100V201L98 200V203H97V205L99 204V202H100V205H104V198L106 197V196H108V193H109V195H111V193L107 190V188L105 187L106 186V182H102L101 180H100V178H103V176L105 175V174H103L104 173V171H105V169L103 168V165H98L97 164V162H98V158H95L93 161H91V159H90V161H87V164H85L84 162H81V166H83L82 168H80L81 166H80V164H78V163H80L79 162V160L78 161H76V163L77 164H75L74 165V163H75V161H73L74 159H70L71 157L68 155L69 153H72L73 151H71ZM221 151V152H220ZM69 152V153H68ZM220 152V153H219ZM68 153V154H67ZM16 154V153H15ZM65 154V155H64ZM216 156H215V155ZM4 155V156H3ZM109 157V158H107V156ZM227 155V156H226ZM60 156L62 157V158H60ZM116 156V155H115ZM114 155H112V156H110V155H108V154H105V156L103 157V159L102 160H105V162H108L109 164H111L112 166H114L115 164L114 163H116V161H115V159H117L116 157H115ZM233 156H234V158H233ZM68 158V159H65V158ZM118 157V156H117ZM214 157V158H213ZM3 158H4V161H3ZM208 158H206V159H204V160H202L203 162H206V161H209V159ZM233 158V159H232ZM56 159H58L59 161H57ZM71 160V162H70V160ZM135 159V160H134ZM53 160V161H52ZM67 160V161H66ZM69 160V161H68ZM127 160V161H126ZM45 161V160H44ZM43 161V162H44ZM48 161H50L51 163H49ZM55 161H56V163H57V165H59V166H57V167H55ZM62 161V162H61ZM65 161V162H64ZM216 161H217V163H216ZM237 161V165L238 166H240V168H238L237 167V165L235 164V162ZM8 162V165L6 166V167H3V165L2 164H0V171L2 172V176H5L6 178L7 177H9V178H5V180H7V181H11V180H13L12 178H13V176L15 175H22V176H25V175H27V174H29L30 172L28 171V168H26L25 167V169H24V166L22 167V165L20 166L19 164V162H17V161H7ZM59 162V163H58ZM74 162V163H73ZM142 162V163H143ZM244 162V163H243ZM66 163V164H65ZM83 163V164H82ZM93 163V164H92ZM97 165H96V164ZM246 163V164H245ZM61 164V165H60ZM68 164V165H67ZM70 164H71V166H70ZM85 164V165H84ZM114 164V165H113ZM45 165L43 166V164H39L38 165V167H37V169L38 168H40V169H33V170H36L37 172L39 171V170H42V169H45ZM63 165V166H64ZM79 165V166H78ZM233 165H234V167L235 168H233ZM2 166V167H1ZM95 166V167H94ZM98 166V167H97ZM248 166V167H247ZM46 167V168H47ZM59 167V168H58ZM130 167V168H129ZM215 167V168H214ZM238 168V170H236L237 168ZM42 168V169H41ZM133 168V169H132ZM153 168V172H155L156 170V168H154V167H152ZM222 168H223V170H222ZM232 168V169H231ZM83 169V170H82ZM226 169H230V171H226ZM234 169V170H233ZM220 171V173H219V171ZM232 170V171H231ZM27 171V172H26ZM222 171V172H221ZM223 171H224V173H223ZM237 171V172H236ZM0 172V173H1ZM29 172V173H28ZM73 172V173H72ZM157 172V171H156ZM216 172V173H215ZM241 172V173H240ZM257 172V173H256ZM245 173V174H244ZM4 174H6V175H4ZM43 174V177L41 178V180H42V184H43V189H46L47 191H51L52 190V188H54L55 187V184H54V181L50 178V176H48L47 174H48V171H46V172H44V173H42ZM41 174V175H42ZM8 175V176H7ZM98 175H103L102 177H100V176H98ZM263 175H264V173H263ZM12 178H11V177ZM125 176V177H124ZM160 176H162V178L164 179V177H165V179H168V180H170L171 182H169V183H167L168 184V189H171L174 185H176L177 184V182L175 181V179H173L172 180V178L170 179V176L167 174H163V173H161L160 174ZM168 176V177H167ZM257 176V177H256ZM57 177V175H56V178H58ZM167 177V178H166ZM258 177H260V178H258ZM194 179V180H193ZM235 179V180H234ZM237 179V180H236ZM205 180H208V181H206V182H204ZM227 180V181H226ZM229 180H230V182H229ZM233 180H234V182H237V183H234L233 182ZM260 180V181H259ZM175 181V182H174ZM213 181V182H212ZM226 182L225 184H224V182ZM261 181H263V182H261ZM93 182V183H92ZM196 182V183H195ZM209 182H210V185H209ZM229 184H231V185H229ZM171 183V184H170ZM203 183H207V185L208 186H205V185H203ZM220 183H223V184H220ZM234 183V186H232V184ZM263 183V184H262ZM99 184V185H98ZM101 184H102V186H101ZM199 184V185H198ZM216 184V185H215ZM220 184V185H219ZM258 184V188H256L257 189V191H256V189H255V187H257L256 185ZM261 184V185H260ZM196 185H198V186H196ZM203 186V187H200V186ZM213 185V186H212ZM221 185H222V187H221ZM225 185V186H224ZM227 185H229V186H227ZM219 186H220V188H219ZM255 186V187H254ZM69 187H71L70 185H69ZM214 187V188H215ZM223 187H225L224 189H222ZM232 187H234V188H232ZM249 187H251V188H249ZM261 187V188H262ZM50 188V189H49ZM210 188V189H209ZM227 188V189H226ZM229 188V189H228ZM21 189H22V192H23V189H24V184H23V186L21 187ZM197 189V190H196ZM212 189V190H211ZM248 189V190H247ZM202 190V191H201ZM242 191V192H241ZM246 194H245V193ZM261 194H262V192H263V196H264V191L261 189ZM171 193H173V191H171ZM57 194V193H56ZM56 194H55V192L54 193H52V198H53V200H54V202L55 203H57V205H58V207H60V209L62 208L63 209V206H65L64 205V203L63 202H59V201H57V199L58 198H56ZM114 195V197L115 196H117V195H115V194H113ZM112 195V196H113ZM230 196V195H229ZM229 196L228 195H226V197L225 198H222V199H224V200H221V198H220V200H221V202L223 201H225V199L226 200H229ZM240 197V196H239ZM17 198V199H16ZM264 198V197H263ZM56 199V200H55ZM85 199H88V197H86ZM15 200L16 201H14V203H12V204H9L8 206H7V208H6V214H8V218H9V220H10V223H11V226H12V228L14 229V230H18L19 229V231H21V234H22V236L23 235H26V227H25V222L24 221H22L23 219L21 218L20 219V217L18 216V208H20L21 210H23L22 212H23V214H25L24 216H27V210H29V200H28V198L26 197V195L24 194V193H22L21 194V196L20 197H15ZM234 199H231V200H229V201H233ZM57 201V202H56ZM59 202V203H58ZM263 202H264V199H263ZM103 203V204H102ZM211 204H209L208 203V205H211ZM99 205V206H100ZM187 205V204H186ZM185 205V206H186ZM257 205V204H256ZM207 206V205H206ZM128 207H129V210L130 211H128ZM102 208V206L98 209V210H100ZM132 208V209H131ZM187 208H191V210H190V212H189V216H192V217H190V218H193V220H194V218L196 217V216H198V215H200L199 217H198V219H197V221H199V222H201L200 224L202 225V226H205V225H207V224H209V223H211L212 221H214V222H212V223H214L215 225H216V223L217 224H220V225H222V226H225V227H227V221L225 220V217H224V215L225 214H227V212L226 211H224V212H222V213H220V216H219V213H217L216 215H214V214H212L211 212H210V210L209 209H197V208H193V207H191V206H189L188 205V207ZM126 210L128 211V212H126ZM208 210V211H207ZM223 210H225V208L223 207ZM132 211V212H131ZM42 210H40V213H39V215H38V217H40V220H41V218H43V216H42ZM148 211H146V213H147ZM194 212V213H193ZM225 213V214H224ZM122 214V215H123ZM209 214V215H208ZM212 214V215H211ZM117 215V216H116ZM118 215H120V214H115V216L116 217H118ZM146 215H148V216H146ZM145 215V219H146V221L148 220V219H151V216H149V215H152V214H150V212H149V214L147 213ZM187 215H188V213H187ZM263 215H264V207H263ZM134 216L132 217L131 216V218H133L134 220L136 219L137 221L139 220V219H137V218H134ZM206 216V217H205ZM213 216V218H211ZM218 216V217H217ZM120 217V216H119ZM118 217V218H119ZM207 217H210L209 218V220H208V218ZM264 217V216H263ZM148 218V219H147ZM205 218V219H204ZM207 218V219H206ZM214 218H216V219H214ZM224 220H223V219ZM94 219V218H93ZM117 219V218H116ZM187 219H189V217L187 218ZM212 219V220H211ZM214 219V220H213ZM135 220V221H136ZM193 220H191L190 222V224H188V225H192L193 226V224H192V222H193ZM204 220H206V221H204ZM95 221L96 220H93V221H91V223L93 222V223H95ZM111 221H113V222H117V220H112L111 219ZM134 221V222H135ZM136 221V222H137ZM203 221V222H202ZM211 221V222H210ZM223 221V222H222ZM264 221V220H263ZM226 222V223H225ZM24 223V224H23ZM91 223H89V224H91ZM204 223V224H203ZM227 224V225H226ZM93 225L94 224H92L90 227H93ZM114 225V223L111 225V226H113ZM107 227V226H109V225H107V223H106V225H105V223H104V225L103 226H101L100 228H98V227H96V228H98V229H96L95 227H93V228H91V229H88V230H86L87 232H88V234H89V232H90V234H89V236H87V237H90L89 239H91V240H89L88 239V242H86L85 244V246H84V249H86L87 247V249L85 250L86 252L84 253H82V252H78V253H75V252H73V251H71V250H69V248H68V246H65V247H67V248H65V249H63V251H71V252H73V253H75V254H77V255H75V254H71L70 252H68V253H66V255H64L63 256V260L64 261H62V264L64 263V262H66V263H64V264H89L90 262L89 261H91V264H94V263H96V264H100V262H99V259H101V258H103L104 256L102 255L101 256V253L103 254L104 252H106L107 250V246H108V244L111 246L112 244H114V242H115V237H113V239H112V236L111 235H109L108 234V232H101L102 230H103V227ZM260 226H263V230H264V222H263V225L261 224ZM259 226V227H260ZM15 227V228H14ZM24 227V228H23ZM40 227L41 228H39V232H41V230H44L45 228H46V224H41L40 225ZM0 228H1V230H2V228L3 227H1V225H0ZM262 228V227H261ZM96 230V232L94 233V231H92V230ZM3 231V232H2ZM1 232L2 233H4L5 231V233H7V230H5L4 228H3V230H2ZM24 231V232H23ZM72 231H74V233L76 234V236H82V235H87V234H85V230H84V228H83V232H82V230L80 231V233H78L77 234V232L75 231V230H68V229H66V230H64V232L65 233H67L66 234V236H69L70 235V233L72 232ZM216 231H218V230H216ZM215 230H214V232H212L210 235H212L213 233L215 234V232H216ZM26 232V233H25ZM70 232V233H69ZM82 232V233H81ZM93 232V233H92ZM101 232V234H99ZM2 233L0 234V251L2 252H0V254L1 255H3L4 257H2V256H0V264H37L38 263V261L40 262V263H38V264H44V263H46V264H56L55 263V260H57L56 259V255H55V253H54V251L51 249V244H47L46 242H44L45 240H46V238H47V234H45L43 237H38L35 241H33L32 243H31V245H29V249H31V250H27L26 252L24 251V253L25 254H22L21 253V250H20V248L22 247L21 246V244L19 245H17V242H14V241H12L14 238L13 237H11L12 235H10L9 236V234L7 235L6 234V236L3 234L2 235ZM220 233L221 232H216V236L218 237V236H221L220 235ZM79 234H81V235H79ZM94 235V236H90V235ZM105 234V235H104ZM106 234H108V235H106ZM47 235V236H46ZM97 236V237H96ZM110 237V238H107V237ZM202 236V235H201ZM201 236H198V237H200L199 238V240H201L202 238H201ZM229 237V234H226L224 237H222V239L223 240H225L226 238L225 237ZM3 237H4V239H3ZM6 237V238H5ZM86 237V236H85ZM101 237H103V238H101ZM198 237L196 238V239H198ZM43 238H45V240L43 239ZM99 238V239H98ZM101 238V239H100ZM108 240H107V239ZM117 238V237H116ZM219 238V237H218ZM6 239V240H5ZM93 239V240H92ZM95 239V240H94ZM104 239V240H103ZM2 240V241H1ZM9 240V241H8ZM69 240V239H68ZM100 240H101V242H100ZM107 240V241H106ZM110 240H114V242H112V241H110ZM4 241V242H3ZM41 241V242H40ZM90 241V242H89ZM93 243H92V242ZM97 241V242H96ZM99 241V242H98ZM103 241V242H102ZM106 241V242H105ZM227 241V240H226ZM6 245H4L3 243ZM6 242V243H5ZM11 242V243H10ZM70 241H68V243H69ZM15 243V244H14ZM88 243V244H87ZM102 243V244H101ZM104 243H105V245H104ZM94 244V245H93ZM100 244V245H99ZM106 244H107V246H106ZM92 245L94 246V250H92ZM98 245V246H97ZM8 246H9V248H8ZM17 246V247H16ZM20 246V247H19ZM99 246H100V248H99ZM12 247V248H11ZM19 247V248H18ZM86 247V248H85ZM90 247V248H89ZM95 247H97L98 249H97V251L95 250ZM3 248H5V249H3ZM17 248V249H16ZM238 248V247H237ZM6 249H7V251H9V252H6V254H8V256H11V255H13L14 254V251H19V253H21L23 256H20V254H18L17 253V251H16V255H18V256H14L13 257V259H12V256L11 257H9L8 258V256H5L6 254H4L5 253V251H6ZM9 249V250H8ZM19 249V250H18ZM33 249V250H32ZM50 249V250H49ZM88 249H89V251H88ZM236 249V248H235ZM233 250L232 249V252L231 251H229V258L230 259H238V258H240V257H242L245 253H247L246 251H247V249L246 248H238L237 250ZM12 250H14V251H12ZM36 250V251H35ZM99 250V251H98ZM105 250V251H104ZM149 250H151L150 248H149ZM4 251V252H3ZM11 251V252H10ZM52 251V252H51ZM88 251V252H87ZM93 251V252H92ZM37 252H39V253H37ZM100 252V253H99ZM12 253V254H11ZM43 253H47L46 255L45 254H43ZM54 253V254H53ZM90 253V254H89ZM92 253H94L95 254V256H94V254H92ZM30 254V255H29ZM32 254V255H31ZM85 256H84V255ZM97 254L99 255V256H97ZM48 255H50V256H48ZM54 255V256H53ZM75 255V256H74ZM79 255V256H78ZM87 255L89 256V255H91L90 257H92V259L89 257H87ZM93 255V256H92ZM32 256V257H31ZM35 256H37V257H35ZM41 256V257H40ZM47 256V257H46ZM67 256V257H66ZM69 256V257H68ZM101 256V257H100ZM2 257V258H1ZM18 257V258H17ZM28 257H31V258H28ZM34 257V258H33ZM76 257V258H75ZM83 259H81V258ZM85 257H87V259L85 258ZM95 257H98L99 259L97 260ZM194 257V256H193ZM3 258H5V259H3ZM28 258V259H27ZM36 258V259H35ZM38 258H39V260H38ZM45 258H47V259H45ZM66 258V259H65ZM7 259V260H6ZM16 259V260H15ZM24 259V260H23ZM50 259H51V261H50ZM53 259H55V260H53ZM77 259V260H76ZM85 259H86V261H85ZM91 259V260H90ZM97 260L98 261V263H97V261H95V260ZM14 260V261H13ZM41 260V261H40ZM49 260V261H48ZM94 260V261H93ZM133 260H134V262H133ZM215 260V259H214ZM17 261V262H16ZM21 261V262H20ZM45 261V262H44ZM72 261V262H71ZM83 261V262H82ZM86 263H85V262ZM92 261H93V263H92ZM127 261V260H126ZM197 261H198V259H197ZM19 262V263H18ZM48 262V263H47ZM50 262V263H49ZM53 262V263H52ZM56 262H58V260L56 261ZM67 262H69V263H67ZM80 262V263H79ZM89 262V263H88ZM129 263H132L133 262V264H135V262H140L139 264H145V262H144V260H142L141 261V259H132V262H131V260L130 261H128ZM127 262V263H128ZM149 263H150V261H148ZM215 262V261H214ZM138 263H136V264H138ZM215 263H217V264H220L219 263V261L218 260H216V262ZM151 264H154V263H151ZM228 264V263H227ZM231 264V263H230Z\"/></svg>",
    "mask_w": 264,
    "mask_h": 264
}]
</instances>
